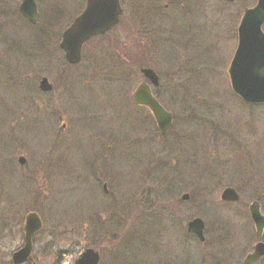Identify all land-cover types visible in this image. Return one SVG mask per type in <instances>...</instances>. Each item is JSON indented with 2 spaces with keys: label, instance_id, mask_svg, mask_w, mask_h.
I'll return each instance as SVG.
<instances>
[{
  "label": "rangeland",
  "instance_id": "1",
  "mask_svg": "<svg viewBox=\"0 0 264 264\" xmlns=\"http://www.w3.org/2000/svg\"><path fill=\"white\" fill-rule=\"evenodd\" d=\"M5 1L0 233L36 211L44 223L36 264H73L89 248L100 264H237L244 246L228 234L244 228L247 207L264 192V104L243 102L227 76L243 6L121 0L120 24L69 66L61 35L86 0H35L34 25ZM142 68L159 76L153 93L173 115L166 137L132 102ZM42 77L51 94L38 90ZM228 187L237 204L221 201ZM9 200L22 203L21 213L8 210ZM194 218L203 243L186 231ZM14 250L0 243V260Z\"/></svg>",
  "mask_w": 264,
  "mask_h": 264
},
{
  "label": "water",
  "instance_id": "2",
  "mask_svg": "<svg viewBox=\"0 0 264 264\" xmlns=\"http://www.w3.org/2000/svg\"><path fill=\"white\" fill-rule=\"evenodd\" d=\"M19 12L32 24L38 20L34 0H21ZM121 12L119 0H88L85 10L62 34L59 47L63 50L66 61L69 64H77L81 59V50L85 42L95 35L105 34L116 26ZM263 23L264 0H258L255 8L244 12L238 29V47L228 70L233 92L248 103H264V34L261 31ZM141 73L152 85H158V77L153 70L144 68ZM39 88L43 91H50L52 86L46 78H43ZM132 99L135 105L150 109L159 132L162 135L166 134L172 124V115L164 110L152 96L149 86L139 85ZM20 162L24 163L22 159ZM181 198L187 200L188 195H183ZM221 199L235 202L238 196L233 189L227 188L223 191ZM250 213L256 225L257 234H259L264 226V217L260 215L258 203L250 206ZM40 227L41 223L37 215H28L25 225L27 244L13 255L14 264L27 260L31 251L30 238ZM203 228L202 220L196 218L188 223L187 231L203 241ZM263 247V245H257L254 256L261 255ZM98 263L99 255L92 249H86L74 262V264Z\"/></svg>",
  "mask_w": 264,
  "mask_h": 264
},
{
  "label": "flooded vegetation",
  "instance_id": "3",
  "mask_svg": "<svg viewBox=\"0 0 264 264\" xmlns=\"http://www.w3.org/2000/svg\"><path fill=\"white\" fill-rule=\"evenodd\" d=\"M5 2H7V0ZM20 2H21V0L19 1V3L15 2V0H8L7 5L11 4L15 8V10H16V8H17V10H19ZM86 2H87V0L85 1L84 7L86 5ZM235 2H237L241 6H243L241 8L246 9V8L254 7L257 1L254 0V2H252L251 0H233L231 3H235ZM16 3H17V6H16ZM251 4H253V5H251ZM167 7L168 6L165 5V8H167ZM120 21H121V19H120ZM106 34H108V33H106ZM106 34H104L102 36H105ZM52 91H53V89H52ZM52 91H48V92L40 91V93H41V95H48V94H51ZM152 93H153V91H152ZM135 107L138 109L144 110L146 112V115H150V117L152 118V121L155 125V121H154L150 111L146 107H140V106H135ZM172 120H173V116H172ZM172 125H173V122H172ZM167 135H168V132L164 136H161V137H166ZM19 153L20 152L16 153V156H18L17 161H18L19 166L23 167L26 163V159L24 157L20 156ZM21 158H23L25 160V163L22 165L20 164ZM1 164H4V163H1ZM104 186H105L106 192L104 190ZM106 187H107L106 184H104L102 187L105 193H107ZM263 193L261 194V197H260L261 200L260 201L254 200L247 207L246 216L244 214V220H245L244 228L242 229L239 226L236 228V225H235L233 231L230 232L231 234L230 233L228 234L229 235L228 239H231V241H235L236 243H239V244L243 243V246H244V249L242 248L241 253L239 254V256L236 260L237 264H264V247L262 248L263 251H262L261 255L254 256L255 252H256L257 245H263L264 246V226L262 227V230L259 232V234H257V228H256V225H255L254 220H253L251 213H250V206L253 203H258L260 215L262 217H264V194ZM239 200L240 199L238 197V200L236 202H230V204H237L239 202ZM9 203L11 205L7 206V207L11 213H15V214L21 213V209L23 207L22 203L18 204L17 201H14V200H9ZM30 213H35L38 215L40 222H41V228L31 236V238H30V247H31L30 250H31V252H30V255L27 257V261L23 262L22 264H36L35 259H34V250L36 249V246H37V243H39V240L40 241L42 240L40 238V235L43 231V226H44L43 220L39 216V213H37L36 211H31ZM27 215L25 216L24 221L20 222L21 225L17 229H15L14 231H12V230L2 231L0 233V243H3V242L7 243V241H8L10 243V247L15 249L11 253L9 259L0 260L1 264H14L13 254L15 252L19 251L20 249H22L27 244V236H26V232H25V220H26ZM11 216L12 215L8 216L7 218H3V219H6V220L10 219ZM61 262H63V260H61ZM58 264H60V263L58 262Z\"/></svg>",
  "mask_w": 264,
  "mask_h": 264
},
{
  "label": "bare ground",
  "instance_id": "4",
  "mask_svg": "<svg viewBox=\"0 0 264 264\" xmlns=\"http://www.w3.org/2000/svg\"><path fill=\"white\" fill-rule=\"evenodd\" d=\"M159 83H160V81H159V79H158V85H159ZM158 85H157V86H154V85H153V86L151 87V91H153L152 88H156V87H158ZM104 190H105V186H104ZM104 190H103V191H104ZM105 192H106V190H105Z\"/></svg>",
  "mask_w": 264,
  "mask_h": 264
}]
</instances>
